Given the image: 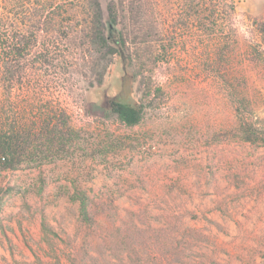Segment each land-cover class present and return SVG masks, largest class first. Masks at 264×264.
<instances>
[{"label":"rangeland","instance_id":"obj_1","mask_svg":"<svg viewBox=\"0 0 264 264\" xmlns=\"http://www.w3.org/2000/svg\"><path fill=\"white\" fill-rule=\"evenodd\" d=\"M47 1L89 22L87 0ZM100 2L118 51L73 70L71 141L0 169V264H264V146L235 109L247 94L264 125V0H112L116 22Z\"/></svg>","mask_w":264,"mask_h":264},{"label":"trees","instance_id":"obj_2","mask_svg":"<svg viewBox=\"0 0 264 264\" xmlns=\"http://www.w3.org/2000/svg\"><path fill=\"white\" fill-rule=\"evenodd\" d=\"M12 1L10 8L0 3L2 170L17 169L25 161L54 158L71 141L72 119L61 96L72 93L73 70L118 51L106 36L100 0H87L90 18L86 28L74 23L61 4L29 0L27 7ZM110 1L109 15L116 22L117 9ZM252 24L264 36V19L255 18ZM76 51L81 57L78 64L70 58ZM144 108V102L111 99L105 117L131 127L142 121ZM235 109L244 139L264 146V125L247 94ZM80 211L85 221L92 219L85 198ZM170 261L162 257L161 264Z\"/></svg>","mask_w":264,"mask_h":264}]
</instances>
